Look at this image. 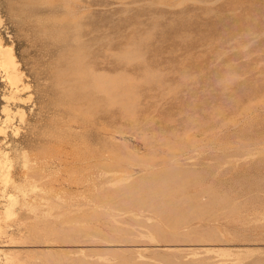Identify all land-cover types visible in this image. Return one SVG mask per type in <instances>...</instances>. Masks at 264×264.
I'll list each match as a JSON object with an SVG mask.
<instances>
[{
  "label": "rangeland",
  "instance_id": "374dc122",
  "mask_svg": "<svg viewBox=\"0 0 264 264\" xmlns=\"http://www.w3.org/2000/svg\"><path fill=\"white\" fill-rule=\"evenodd\" d=\"M0 39V264H264V0H0Z\"/></svg>",
  "mask_w": 264,
  "mask_h": 264
},
{
  "label": "bare ground",
  "instance_id": "6f19581e",
  "mask_svg": "<svg viewBox=\"0 0 264 264\" xmlns=\"http://www.w3.org/2000/svg\"><path fill=\"white\" fill-rule=\"evenodd\" d=\"M2 45L3 44H1V39H0V66L3 69L4 73L6 74V76L9 77L10 82L11 84H13L15 90H17L19 89L18 88L19 84L16 83L17 82V74H16L17 62L14 59V55L12 54L11 49L3 48Z\"/></svg>",
  "mask_w": 264,
  "mask_h": 264
}]
</instances>
